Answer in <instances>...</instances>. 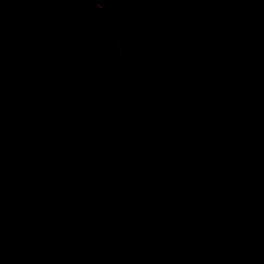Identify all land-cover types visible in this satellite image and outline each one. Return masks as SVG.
<instances>
[{"label":"trees","instance_id":"trees-1","mask_svg":"<svg viewBox=\"0 0 264 264\" xmlns=\"http://www.w3.org/2000/svg\"><path fill=\"white\" fill-rule=\"evenodd\" d=\"M230 60L250 69L233 75ZM129 75L203 80L133 145L123 137L99 147L91 106L102 89L120 94ZM257 81L264 84V0H0V264L16 255L38 264L56 248L65 264H122L110 240L146 244L152 257L125 252L127 264H264ZM160 150L156 177L135 179L132 167L144 172ZM109 206L113 219L95 216ZM112 225L125 231L106 239L107 252Z\"/></svg>","mask_w":264,"mask_h":264},{"label":"rangeland","instance_id":"rangeland-1","mask_svg":"<svg viewBox=\"0 0 264 264\" xmlns=\"http://www.w3.org/2000/svg\"><path fill=\"white\" fill-rule=\"evenodd\" d=\"M189 3L191 5H195L194 1H190ZM74 6L75 5L73 4L72 7ZM213 10L217 11L221 16L222 12L224 13V15H228L230 8L226 7L224 8V10H222L218 7V5L214 4ZM233 10L234 12L232 13H235L237 11V9H233ZM208 19L209 18L205 16L202 19V21L207 22ZM212 54H211L212 57L209 58L208 61L206 62V69H205L208 72V76H210L211 79L215 78L214 72L212 70H214V68L218 64L217 59L213 56L214 54L213 55ZM257 60L259 63H263L262 58L257 59ZM129 64H130L129 62L126 63V65H129ZM230 65L233 69L231 70L233 75L237 73L238 71L242 75L245 76L246 70L244 72V68L246 67V69H250L246 65H244L243 69H238L237 66L233 67L234 62L232 60H230ZM120 69H122V63H120V68L118 69L119 73L121 72ZM129 73L132 74L131 68L127 70V74ZM219 75H220V72H219ZM166 77H169V76L150 77V78L148 77L145 79H142V77H140L138 81H133L135 77L133 76V80H132L131 75H129L128 79L124 78L125 80H120L121 84L125 85L124 87L125 89H123L120 92V94L118 93L116 95V92L109 94V93H106L104 89H102L103 95H97L96 97L97 99H99L98 100L99 104L96 105L95 107L91 106L92 107L91 109L93 112L92 116L94 117V119L97 118V120H95L96 124H94L95 128L92 130V132L94 133L93 135L95 136V139H98L100 136H103L102 141L99 139L100 140L99 147H101L104 144H107L108 141H115L116 139H124L123 137H126L125 139L129 140L128 142L133 145L134 143H136L135 140L133 139L136 136V134L140 133L144 129L152 130L157 125V123L163 120L166 117V115H168L172 111L173 106L178 104L179 100H181L185 96H186L185 98H187L190 92H193L196 88L200 86L199 85L200 80L201 81L203 80L202 76L200 77V79L192 80L191 82H188L185 76L178 77L180 80L172 76H170L169 78H166ZM120 78L123 79V77H120ZM260 81L262 80L260 79ZM257 82L258 83H256L252 87V91H254L255 93L259 92L258 90L259 87L264 88L263 83H259V81ZM63 87L66 90L68 87V84L65 83ZM129 88L131 89L130 94L128 93ZM121 94H125L126 97L125 96L121 97ZM111 96L112 98L109 99V97ZM85 102H87V100H85ZM49 105L53 106V103H50ZM260 107H264L263 102H260V104L257 106L258 109H260ZM48 113L49 114L55 113V111L53 109H50ZM117 115L119 116L116 117ZM256 119L257 118H254V120ZM45 129L49 130L50 139H53V137L57 135L53 126H50L49 124H47V128ZM101 129L104 130V133H102ZM252 130H253L252 132H255L256 129L253 128ZM166 131L169 134L172 133L171 129H167ZM217 132L218 131L216 130L215 137H217ZM62 141L64 142V140ZM170 151L171 153L173 152L172 155L177 154V152H174L175 151L174 145H173V149ZM156 154L157 156L154 157V159L152 158V159L143 161L142 165L145 166L143 167L145 168L144 172L142 171L140 172L139 168H136L134 170L135 167H132L131 175H134L133 177H135V179L136 178L139 179L140 174L141 175L150 174L152 175L153 178H155L156 177L155 174L157 172V168L155 167V165L162 163L166 155V154L165 155L161 154V150L157 152ZM51 156H53V154ZM107 174L109 173L107 172L106 175ZM102 180L103 179L99 178L96 181L101 182ZM6 187L8 189H11L10 186H6ZM144 193L145 191L144 192H142V190L138 191L135 194L138 196L137 200L139 199V196L143 195ZM130 194H134L133 191ZM111 209L112 207L109 206L108 209L103 210L102 212L96 211L95 216L99 215L97 216L99 218H102L104 216L105 217L108 216L109 218H112L114 214H111L110 216ZM144 210L145 209H142L141 211L142 217L147 215V213H145ZM119 211L120 212L117 215L118 217H121L123 215L125 216V214L128 212V210L123 209V208H120ZM139 218L141 219V217ZM116 220H117L116 222L118 223L119 219H116ZM117 223H114V224L116 225ZM159 223H162V220ZM115 225H112V230L106 231L107 235L105 236L104 234V236L107 238H104L105 240L103 241L104 242L103 246L106 247L107 252H108V245H110V254L112 255V259H116V260L124 259V262L122 264H127L125 260L128 259V254L125 252H129L135 258H139V259L146 258V257H152L148 253L146 244H143L141 242H134L130 246H127L125 241L119 240V242L118 241L114 242L113 240H110V236H111V239H114L117 237L119 238L120 233L124 235V231H125L124 228L122 227L121 228L122 230H121ZM153 225H155V223ZM156 229L157 230L155 231L157 232L158 236H164V229L162 228H156ZM106 239L110 240L108 245H106L107 243ZM142 248H145V249L142 251ZM145 250L147 253L145 252ZM69 258L70 256L68 254L67 259ZM65 262H66V254L60 248H56L52 250L44 249L43 252L40 253L38 256V264H65Z\"/></svg>","mask_w":264,"mask_h":264},{"label":"built area","instance_id":"built-area-1","mask_svg":"<svg viewBox=\"0 0 264 264\" xmlns=\"http://www.w3.org/2000/svg\"><path fill=\"white\" fill-rule=\"evenodd\" d=\"M7 264H27V259L23 255H16L13 260H10Z\"/></svg>","mask_w":264,"mask_h":264}]
</instances>
